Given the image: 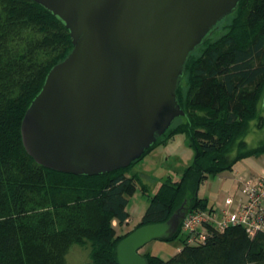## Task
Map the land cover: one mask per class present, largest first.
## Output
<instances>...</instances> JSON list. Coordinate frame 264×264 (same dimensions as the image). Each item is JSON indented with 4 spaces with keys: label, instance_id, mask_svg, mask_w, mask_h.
<instances>
[{
    "label": "trees",
    "instance_id": "16d2710c",
    "mask_svg": "<svg viewBox=\"0 0 264 264\" xmlns=\"http://www.w3.org/2000/svg\"><path fill=\"white\" fill-rule=\"evenodd\" d=\"M233 15L226 35L211 40ZM72 49L69 31L51 12L33 0H0V264H66L73 245L90 246L91 264H120L117 246L128 235L167 221L183 205L184 215L213 209L198 195L201 184L264 154V142L256 148L245 143L251 123L260 128L264 122V0H240L190 54L177 89L184 122L177 124V118L129 167L99 176L47 169L22 142L28 107L51 68ZM178 134L188 137L193 162L178 181L160 185L136 227L118 235L114 223L122 226L130 219L128 197L136 190L148 195L141 178L128 173ZM180 234L179 226L176 235L161 241ZM180 249L168 261L142 256L147 264H264V233L251 239L235 226L209 235L202 245L189 244L183 235Z\"/></svg>",
    "mask_w": 264,
    "mask_h": 264
},
{
    "label": "water",
    "instance_id": "95a60500",
    "mask_svg": "<svg viewBox=\"0 0 264 264\" xmlns=\"http://www.w3.org/2000/svg\"><path fill=\"white\" fill-rule=\"evenodd\" d=\"M60 19L73 49L53 66L21 124L24 148L53 171L99 176L129 167L185 116V65L240 0H33ZM186 204V202L184 203ZM183 205L117 246L120 264L178 232Z\"/></svg>",
    "mask_w": 264,
    "mask_h": 264
},
{
    "label": "rangeland",
    "instance_id": "374dc122",
    "mask_svg": "<svg viewBox=\"0 0 264 264\" xmlns=\"http://www.w3.org/2000/svg\"><path fill=\"white\" fill-rule=\"evenodd\" d=\"M235 17L236 15L231 16L228 24H223L210 39L215 41L224 37ZM200 52L197 53V57L200 56ZM183 90L185 92L186 87ZM261 110L264 119V101ZM184 120L183 118L177 119V124L184 122ZM256 124L253 122L249 127V132L245 138L247 148H256L264 142V122L260 128ZM252 158L254 161L256 159V165H252L253 162H243L242 160L240 163L238 162L239 164L232 172L209 176L201 184L198 195L207 199L210 207L213 206L217 211L222 210L227 198L235 199V196L239 195L242 180L259 176L264 170L259 173V166L264 164V154ZM193 159L194 150L190 146L188 137L185 134H178L166 146L161 144L155 147L131 169L128 173L129 176L137 174L141 178V182L146 185L148 195L136 190L128 197L126 210L130 214V219L122 226H119L117 222L114 223L118 235L130 232L141 222L151 197L157 192L160 185L167 179H171L173 182L178 181L186 168L191 165ZM248 163H250L249 166ZM252 171L254 172L252 173ZM255 173L256 175L252 176ZM182 238L183 235L180 234L177 239L172 241L153 240L142 247L139 253L141 255L151 253L164 261H168L181 250ZM66 264H91L90 246L73 245L66 257Z\"/></svg>",
    "mask_w": 264,
    "mask_h": 264
},
{
    "label": "built area",
    "instance_id": "2783aa9c",
    "mask_svg": "<svg viewBox=\"0 0 264 264\" xmlns=\"http://www.w3.org/2000/svg\"><path fill=\"white\" fill-rule=\"evenodd\" d=\"M241 184L238 204L227 198L222 210H197L184 215L179 226L189 244H205L209 235L235 226L245 228L251 239L264 233V170Z\"/></svg>",
    "mask_w": 264,
    "mask_h": 264
},
{
    "label": "crops",
    "instance_id": "0c3cea01",
    "mask_svg": "<svg viewBox=\"0 0 264 264\" xmlns=\"http://www.w3.org/2000/svg\"><path fill=\"white\" fill-rule=\"evenodd\" d=\"M253 157H256V156H253ZM253 160V161H252ZM253 162L252 163V165H256V159H255V161H254V158H252V157H249V158H247V159H244L243 160V162ZM240 163V162H239ZM239 163H237L236 165H235V167L239 164ZM258 164V163H257ZM248 166L250 165V163H248L247 164ZM235 167H234V169H235ZM258 167V166H257ZM260 167V168H259ZM258 168L260 169L259 170V173L264 169V164L263 165H261V166H259ZM233 169V170H234ZM254 171H252V173H253ZM256 175V173L255 174H252V176H255ZM240 190H241V187H240ZM240 198H241V192L239 193V195H237V196H235V199H234V202H235V204L234 205H236V204H238V202L240 201ZM225 206V205H224ZM211 207H213V206H211Z\"/></svg>",
    "mask_w": 264,
    "mask_h": 264
}]
</instances>
